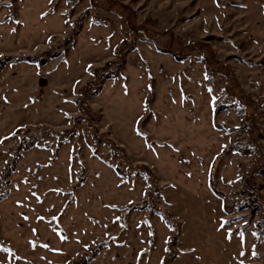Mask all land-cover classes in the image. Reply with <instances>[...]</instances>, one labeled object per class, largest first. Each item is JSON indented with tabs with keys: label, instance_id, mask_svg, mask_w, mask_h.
<instances>
[{
	"label": "rangeland",
	"instance_id": "1",
	"mask_svg": "<svg viewBox=\"0 0 264 264\" xmlns=\"http://www.w3.org/2000/svg\"><path fill=\"white\" fill-rule=\"evenodd\" d=\"M0 264H264V0H0Z\"/></svg>",
	"mask_w": 264,
	"mask_h": 264
},
{
	"label": "trees",
	"instance_id": "2",
	"mask_svg": "<svg viewBox=\"0 0 264 264\" xmlns=\"http://www.w3.org/2000/svg\"><path fill=\"white\" fill-rule=\"evenodd\" d=\"M27 59H30V58H27ZM32 61L35 62V60H33V59H32ZM141 206H142V205H141ZM141 206H139V207L141 208ZM142 207H143V206H142ZM132 208H133V206H132ZM161 215H163L165 218H167V223H169V224L171 223V220L168 219V216L166 215L165 212H161Z\"/></svg>",
	"mask_w": 264,
	"mask_h": 264
}]
</instances>
